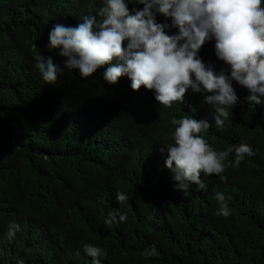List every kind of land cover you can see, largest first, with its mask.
Segmentation results:
<instances>
[{
    "label": "trees",
    "instance_id": "1",
    "mask_svg": "<svg viewBox=\"0 0 264 264\" xmlns=\"http://www.w3.org/2000/svg\"><path fill=\"white\" fill-rule=\"evenodd\" d=\"M102 6L0 0V264H91L86 243L107 251L101 264H264V105H250L247 89L233 82L240 99L217 128L213 108L189 91L164 108L154 90L134 91L127 77L105 83L103 68L84 79L65 70L54 85L42 80L35 55L64 62L45 47L52 26L101 20ZM199 55L217 71L226 67L214 42ZM184 115L212 125L204 136L215 150L243 142L256 155L227 167V182L201 174L206 187L192 185L185 197L159 151L173 142L170 120ZM118 191L128 199L118 203ZM216 192L228 217L215 214ZM114 208L126 221L111 222ZM12 222L21 230L10 240ZM151 247L157 255L146 259Z\"/></svg>",
    "mask_w": 264,
    "mask_h": 264
},
{
    "label": "clouds",
    "instance_id": "2",
    "mask_svg": "<svg viewBox=\"0 0 264 264\" xmlns=\"http://www.w3.org/2000/svg\"><path fill=\"white\" fill-rule=\"evenodd\" d=\"M102 4L101 20L88 15L75 26H52L45 47L64 62L54 63L52 56L42 53L34 56L45 84L54 85L65 70H76L84 79L103 68L105 83L115 85L127 77L134 91L142 86L154 90V99L164 108L172 107L173 102L183 103L187 91L192 97H203L200 100L215 112L217 128L224 126L230 118L229 109L240 99L234 81L247 89L250 105H264V0H102ZM129 5L143 7L130 11ZM158 16L165 22H157ZM206 42H214L215 57L225 68L217 71L203 62L199 52ZM170 124L173 142L159 151L162 157L167 152L164 166L172 174L174 189L185 197L192 185L206 187L201 174L227 182V167L238 168L246 157L256 155L243 142L215 150L204 136L212 127L205 119L184 115L172 118ZM230 154L234 160L228 161ZM127 199L126 193L116 192L118 203ZM215 199L219 203L215 214L228 217L225 195L216 192ZM110 217L114 224L127 219L126 213L115 208ZM20 230L19 223H10L6 238L14 239ZM82 250L91 264H101L108 255L93 244H83ZM155 255V247L145 251L146 259Z\"/></svg>",
    "mask_w": 264,
    "mask_h": 264
}]
</instances>
